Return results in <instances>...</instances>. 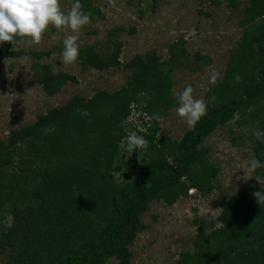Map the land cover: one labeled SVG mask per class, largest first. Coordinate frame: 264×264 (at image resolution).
Listing matches in <instances>:
<instances>
[{
  "label": "trees",
  "instance_id": "1",
  "mask_svg": "<svg viewBox=\"0 0 264 264\" xmlns=\"http://www.w3.org/2000/svg\"><path fill=\"white\" fill-rule=\"evenodd\" d=\"M80 3L91 18L101 14L91 0ZM239 26L228 76L209 86L206 115L179 140L160 132L161 120L179 106L172 74L190 56L185 40L171 45L165 60L153 52L124 62L119 43L105 56L93 46L79 51L85 71L122 67L131 76L113 92L75 94L0 141V253H9L8 264H106L113 258L132 264L131 248L146 229L142 218L153 202L171 206L190 191L207 195L216 189L221 170L210 162L208 137L248 113L256 131H264V0L250 1ZM17 43H0V59L23 54L15 50ZM28 55L48 96L77 82L41 63L45 52ZM196 58L198 65L211 64L209 56ZM135 115L138 135L149 144L130 159L121 142ZM255 153L264 164L261 140ZM221 208L220 226L211 231L200 226L193 250L181 253L175 264H264V207L250 188L224 198ZM8 214L10 226L4 224Z\"/></svg>",
  "mask_w": 264,
  "mask_h": 264
},
{
  "label": "rangeland",
  "instance_id": "2",
  "mask_svg": "<svg viewBox=\"0 0 264 264\" xmlns=\"http://www.w3.org/2000/svg\"><path fill=\"white\" fill-rule=\"evenodd\" d=\"M236 1L239 5L233 8L228 0H218V5L214 0H116L113 8L108 0H91L93 9H99L101 14L91 18L78 33L49 27L39 45L31 43L29 38L19 39L14 48L23 54L0 59V141H8L13 130L35 123L39 115L62 106L75 94L90 98L100 90L113 92L126 84L131 71L122 67L85 71L79 58L74 64L62 63L63 41L67 35L78 36L79 51L93 46L103 56L114 51L119 43L123 47L121 58L124 62H130L138 54L153 52L163 60L168 59L170 46L183 39L190 56L185 67L172 74V96L178 99V94L191 85L194 98L207 104L211 73H220L217 82L229 74L228 61L242 31L239 21L251 0ZM60 3L67 12L74 0H60ZM30 51L45 52L47 55L41 63L51 64L55 73L76 76L77 82H69L58 94L48 96L37 82L32 67L36 61L28 55ZM199 53L209 56L211 64L198 65L196 57ZM178 107L161 120L160 134L175 140L191 129L177 114ZM130 122V133L138 134L141 128L138 115ZM254 125L248 113L245 117L237 116L208 137L205 145L210 150V162L221 170L215 182L216 189L207 195L190 191L188 197L180 198L171 206L164 201L153 202L142 218L146 229L131 248L132 264H175L181 253L193 250L200 226L207 231L220 226L224 198L247 188L251 194L261 190L255 179V176L264 177L261 168L249 171L253 178L247 182L238 179L245 175L243 170L247 162L253 157L257 159ZM134 156L135 152L129 154L130 159ZM11 222L8 214L4 224L10 226ZM8 260V252L0 253V264H8ZM106 264H119V261L113 258Z\"/></svg>",
  "mask_w": 264,
  "mask_h": 264
},
{
  "label": "clouds",
  "instance_id": "3",
  "mask_svg": "<svg viewBox=\"0 0 264 264\" xmlns=\"http://www.w3.org/2000/svg\"><path fill=\"white\" fill-rule=\"evenodd\" d=\"M108 3L115 8L116 0H108ZM90 14L82 9L80 0H74L70 10L65 12L60 0H0V43H11L15 45L17 38L23 40L29 38L30 42L39 45L42 42L44 34L49 27H55L57 30H71L72 33H78L81 28L90 23ZM77 35H67L63 41L64 50L62 52V63L74 64L79 56V44ZM220 77V73L213 71L209 78V83L215 85ZM194 89L188 85L178 94L179 107L176 109L179 117L186 120L189 127H194L196 123L206 115L207 105L204 100L194 98ZM79 111V110H78ZM84 115H90L87 111ZM161 119L159 115L155 117ZM253 135L264 143V131H256ZM132 155L136 150H146L148 140L136 132L129 133L125 140L121 142V147ZM258 168H264L259 160L253 157L247 162L244 168L245 175L238 177L245 182L252 179L249 171H255ZM257 182L261 185L260 191H253L252 195L256 202L264 207V177L255 176ZM193 193V191H192Z\"/></svg>",
  "mask_w": 264,
  "mask_h": 264
}]
</instances>
